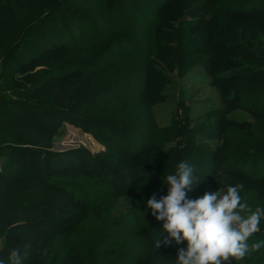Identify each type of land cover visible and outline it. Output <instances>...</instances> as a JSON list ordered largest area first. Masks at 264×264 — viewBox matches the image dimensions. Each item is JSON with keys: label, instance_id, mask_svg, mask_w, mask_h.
<instances>
[{"label": "trees", "instance_id": "obj_1", "mask_svg": "<svg viewBox=\"0 0 264 264\" xmlns=\"http://www.w3.org/2000/svg\"><path fill=\"white\" fill-rule=\"evenodd\" d=\"M201 2L0 0L5 264L14 249L22 264H175L187 241L155 249L163 222L145 210L182 160L201 179L189 199L240 184L264 208V0ZM188 83L216 94L194 101ZM67 123L100 152L52 151ZM232 264H264V247Z\"/></svg>", "mask_w": 264, "mask_h": 264}, {"label": "clouds", "instance_id": "obj_2", "mask_svg": "<svg viewBox=\"0 0 264 264\" xmlns=\"http://www.w3.org/2000/svg\"><path fill=\"white\" fill-rule=\"evenodd\" d=\"M194 171L186 160L180 161L174 174L165 178L167 194L157 198L153 193L147 199L145 211L151 209V215L163 222L155 249L187 241L186 249H178L175 264H232L233 259L242 261L264 247V240L249 243L260 231L264 208L253 210L242 202L243 185H228L192 200L187 193L201 180ZM9 260L22 264L19 250H12Z\"/></svg>", "mask_w": 264, "mask_h": 264}, {"label": "rangeland", "instance_id": "obj_3", "mask_svg": "<svg viewBox=\"0 0 264 264\" xmlns=\"http://www.w3.org/2000/svg\"><path fill=\"white\" fill-rule=\"evenodd\" d=\"M206 7H207L206 0H202V2L199 4V8L202 10H207ZM179 82L181 84L184 83L183 80H180ZM188 85L193 88L191 83H188ZM196 90L195 88L191 90L192 91L191 94L193 95L192 100L194 101H197L202 98H204L205 100L210 99L213 98V96L216 94L212 88H208V87L206 88L204 86L203 88H200V90H198V88H196ZM175 111H176V106H172L168 108L165 112L155 115V118L159 124H163L166 120H168L169 117H171V114H173ZM178 113L179 116L182 115L181 109L179 110ZM73 127L74 126L71 125L70 123L63 125V127L59 130L54 140V147L52 151L57 153H66L69 151L84 149L93 154L100 152V148L97 147L95 144L91 143V141L87 136V135L89 136L91 135L85 132V130L80 129V132L75 130L74 132L78 135L75 136L71 135L70 131Z\"/></svg>", "mask_w": 264, "mask_h": 264}, {"label": "bare ground", "instance_id": "obj_4", "mask_svg": "<svg viewBox=\"0 0 264 264\" xmlns=\"http://www.w3.org/2000/svg\"><path fill=\"white\" fill-rule=\"evenodd\" d=\"M68 132V131H67ZM70 133H71V135H73V136H75V135H78V134H76L74 131H70Z\"/></svg>", "mask_w": 264, "mask_h": 264}, {"label": "built area", "instance_id": "obj_5", "mask_svg": "<svg viewBox=\"0 0 264 264\" xmlns=\"http://www.w3.org/2000/svg\"><path fill=\"white\" fill-rule=\"evenodd\" d=\"M0 74H1V70H0Z\"/></svg>", "mask_w": 264, "mask_h": 264}]
</instances>
